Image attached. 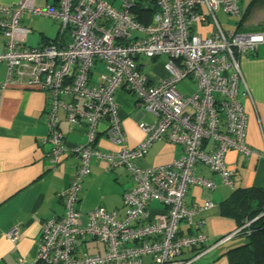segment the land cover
<instances>
[{
  "label": "built area",
  "instance_id": "2783aa9c",
  "mask_svg": "<svg viewBox=\"0 0 264 264\" xmlns=\"http://www.w3.org/2000/svg\"><path fill=\"white\" fill-rule=\"evenodd\" d=\"M36 1L0 4V32L6 37L0 62L8 64L0 90L13 85L48 92L51 157L58 162L72 154L79 161L69 186L60 192L63 215L43 222L37 264H143L145 257L151 264H193L248 227L251 221L211 243L204 232L184 233L181 228L182 223L201 228L205 220L195 217L215 206L211 200L193 207L185 202L192 187L217 186L213 178L196 173L198 166L233 188L227 154L234 150L243 156L258 155L246 142L248 116L239 97L245 83L238 57L264 45V33L227 31L217 17L223 11L241 18L238 1L157 0L149 24L135 19V0H115L119 6L109 0H56L43 5ZM26 13L59 19L62 28L69 29L70 40L64 45L25 46L32 31L22 24ZM208 21L214 24L213 33L197 35L194 27ZM145 57H164L168 75L153 82L143 71L140 60ZM98 62L105 68L95 82L92 74ZM187 77L195 84L190 93L178 88ZM121 87L154 116L153 122L139 124L146 138L134 148L128 146L116 103ZM60 112L71 123H87L86 143L73 148L65 144ZM104 120L108 137L120 147L116 151L95 146L98 125ZM157 140L181 145L183 154L168 163L138 166L136 159ZM93 159L104 161L111 170L124 166L134 185L123 193V215L96 206L84 223L76 203ZM155 200L162 209L154 212ZM19 232L14 226L6 235L16 242ZM92 240L102 243L103 252L87 249ZM186 249L196 252L186 258L182 256Z\"/></svg>",
  "mask_w": 264,
  "mask_h": 264
},
{
  "label": "crops",
  "instance_id": "0c3cea01",
  "mask_svg": "<svg viewBox=\"0 0 264 264\" xmlns=\"http://www.w3.org/2000/svg\"><path fill=\"white\" fill-rule=\"evenodd\" d=\"M19 1L0 0V4H17ZM142 1L148 3L151 0ZM237 1L242 17L234 18L219 11L217 17L220 25L227 31L264 33V0ZM36 2L43 5L56 3V0ZM110 2L119 6L118 1ZM32 17L34 15L26 13L22 19V24L32 30L25 46H40L46 40L54 39L58 45H64L70 40L69 29L63 28L55 31L56 35L45 32L30 38L34 33L30 26ZM197 25L201 36H208L214 31L211 21ZM5 46L6 37L0 32V51ZM238 60L245 83V86L240 87L239 97L248 116L246 142L258 155L243 156L234 150L227 154V163L234 177L233 188L224 185L208 168L198 166L196 173L213 178L217 186L213 190L194 186L187 192L185 202L193 207L211 200L215 206L195 217L205 220L201 228L187 227L185 223L181 224V228L184 233L193 232L194 229L204 232L209 236L210 243L239 228L234 218L221 215L220 202L229 197L235 187L264 188V45H260L253 53L240 55ZM160 65L158 77L149 75L153 82L168 75L163 64ZM7 72L8 64L1 61L0 82L6 79ZM100 74L95 75L93 69V81L97 82ZM115 97L128 146L134 148L146 138L139 124L153 122L154 116L144 111L137 97L124 87L116 91ZM64 99L71 98L65 96ZM49 105L50 95L41 89L12 85L0 90V264H37L43 222L64 213L60 192L69 186L79 161L72 154L63 155L58 162L53 161V145L47 140ZM107 126L105 120L98 125L95 146L103 151H116L120 147L108 137ZM59 127L65 144L70 148L88 141L85 121L71 123L60 112ZM182 154L181 145L157 140L143 157L136 159V164L141 167L164 164ZM133 185L134 180L124 166L111 170L104 161L93 159L91 174L84 178L76 203L82 221L87 222L88 212L96 206L123 215V193ZM151 207L154 212L162 209L156 200L151 202ZM14 226L20 230L16 242L6 235ZM244 239L243 235L237 234L230 241L199 257L193 264H229L226 251ZM86 246L89 251L91 249V253L103 252V245L97 240L87 242ZM195 252L194 249H186L182 256L190 258ZM143 264H151L150 258L145 257Z\"/></svg>",
  "mask_w": 264,
  "mask_h": 264
},
{
  "label": "trees",
  "instance_id": "16d2710c",
  "mask_svg": "<svg viewBox=\"0 0 264 264\" xmlns=\"http://www.w3.org/2000/svg\"><path fill=\"white\" fill-rule=\"evenodd\" d=\"M156 2L135 0L132 8L135 19L142 24H149L158 9ZM53 43H56L55 39L46 40L41 45ZM219 207L221 215L234 218L239 226L251 221L239 233L245 239L226 251L229 264H264V188L235 187L229 197L220 202Z\"/></svg>",
  "mask_w": 264,
  "mask_h": 264
},
{
  "label": "rangeland",
  "instance_id": "374dc122",
  "mask_svg": "<svg viewBox=\"0 0 264 264\" xmlns=\"http://www.w3.org/2000/svg\"><path fill=\"white\" fill-rule=\"evenodd\" d=\"M109 1L115 2V0H109ZM115 3H117V1ZM232 17L236 18V16H232ZM30 26L33 28V32H34L33 36H31L30 38H35V37L39 36V34L45 33V32L55 34V31L58 32L60 29H62V27H61L62 24H61L59 19H54V18H49V17H44V16L32 17V19L30 20ZM194 32L197 35H201L200 31L198 30V25H196L194 27ZM202 36H204V35H202ZM204 37H206V35ZM164 59H165L164 57H159L157 59H151V58H147V57L142 58L140 61L144 63L143 71L148 76L150 75V76H153L155 78L158 77L159 76V66H161L160 64H163ZM97 64H96L97 66L95 65L96 67L94 68L95 75L102 73L104 71V68H105L104 63L98 62ZM156 66H157V69H156ZM178 88L181 91H184L186 93L192 92L193 89L195 88V84H194L193 79L191 77L185 78L182 83H179ZM124 211H125V207H124ZM89 249H90V247H89ZM90 251H91V249H90Z\"/></svg>",
  "mask_w": 264,
  "mask_h": 264
}]
</instances>
